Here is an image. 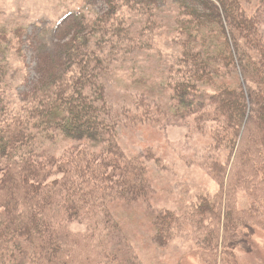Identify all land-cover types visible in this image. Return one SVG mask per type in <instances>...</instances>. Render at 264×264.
Listing matches in <instances>:
<instances>
[{
  "label": "trees",
  "instance_id": "trees-1",
  "mask_svg": "<svg viewBox=\"0 0 264 264\" xmlns=\"http://www.w3.org/2000/svg\"><path fill=\"white\" fill-rule=\"evenodd\" d=\"M104 1L109 4L104 19L87 22L82 16L71 15L54 29L56 42L52 53L39 55L49 63L45 66L37 62V85L20 95V102L27 108L12 114L7 103L0 104V264H94L89 258L93 252L103 258L95 264H120V258L109 250L108 237L102 236L98 225V222L111 224L109 215L96 220L91 227L94 234L88 236L68 228L69 212L80 211L92 202L94 195L88 188L86 193L81 192L82 187L69 191L65 176L73 173L80 177L77 164L67 158L69 154L61 161L53 158L37 163L34 159L36 136L51 138L55 130L68 140L109 147L111 154L121 151L115 143L109 145L110 127L101 119L94 100L83 95L86 88L93 86L101 61L100 57L90 59L89 29L109 23L122 7L131 4L133 8L155 7L163 0ZM245 1L254 5V12L260 13L258 18L247 14L241 0H173L184 19L177 21L181 47L177 64L186 78L175 82L173 100L185 113L193 109L191 115L205 108L207 101L213 110L211 120L224 123L228 132V138L218 130L213 134L217 149L224 151L225 140L227 158L232 156L229 166L216 162L207 169L210 178L218 183L214 203L202 201L190 207L186 218L196 234V242L209 252L208 261L212 264L218 260L220 264H239L235 253L238 230L245 229L251 234V222L264 214V40L259 32L264 0ZM19 32L17 38L22 36V31ZM210 35L220 40L218 49L211 51L205 45L203 49L195 45ZM11 45L6 32L0 29V84L6 79L4 56ZM231 74L238 76L239 82L224 80ZM118 157L124 159L127 168L122 171L118 165H110L120 173L104 175L102 181L109 183L103 184L97 193L105 195V185L122 184L129 189L126 195L132 194L133 200L145 196L144 169L122 151ZM82 164L84 173L88 171L91 175L100 167L88 157ZM51 174L61 175L58 181L49 184L52 190L46 184ZM100 182L93 180L94 184ZM239 190L252 200L251 211L236 210L235 195ZM154 219L155 247L164 245V237L172 235L174 224H178V232L183 226L167 212L156 214ZM131 258L132 264H141Z\"/></svg>",
  "mask_w": 264,
  "mask_h": 264
},
{
  "label": "rangeland",
  "instance_id": "rangeland-1",
  "mask_svg": "<svg viewBox=\"0 0 264 264\" xmlns=\"http://www.w3.org/2000/svg\"><path fill=\"white\" fill-rule=\"evenodd\" d=\"M241 4L245 10L247 8L248 15L259 17L253 4L245 0H241ZM108 6L104 0H0V29L12 43L4 56L7 69L4 70L6 79L0 84V92H3L0 104L7 103L12 114L20 113L22 107L27 108L20 102V95L37 85V62L45 66L49 63L39 55L52 53L56 42L54 29L71 15L82 16L87 22L104 19ZM132 6L122 7L104 26L89 29L90 59L100 57L101 61L93 86L86 88L83 95L94 100L101 119L110 127L109 145L115 143L125 156L144 169L145 196L133 200L132 194L126 195L129 189L122 184L105 185V195L97 193L103 184L109 183L102 181L104 175L120 173L112 167L127 168L124 159L118 157L121 151L111 154L109 147L68 140L55 130L51 138L36 136L34 154L37 157L34 159L37 163L53 158L61 161L69 154L67 158L77 164L80 172V177L73 173L65 176L69 191L82 187L81 192L86 193L88 188L94 195L92 202L80 211L69 212L68 228L73 233L88 236L94 234L91 228L94 222L109 215L111 224L105 226L104 222H98V225L102 236L108 237L109 250L120 258V264H132L131 257L141 264H212L208 261L209 252L196 242V234L186 218L190 207L202 201L214 203L218 183L210 178L207 169L216 162L229 166L232 156L227 158L225 140L222 142L224 151L217 149L213 134L218 130L221 136L228 138V132L224 123L216 124L211 120L213 110L207 101L205 108L191 115L193 109L185 113L173 100L175 82L185 78L184 70H179L177 64L181 54L177 21L184 19L173 0H163L155 7ZM261 12H264L263 6ZM19 31L22 36L17 38ZM259 32L264 40V18ZM219 42L210 35L195 45L202 49L205 45L213 51L218 49ZM224 80L239 82L238 76L232 74ZM85 157L100 166L95 168V174L84 173ZM60 178L61 175L51 174L46 180L49 189L53 188L49 184ZM96 179L101 184H94ZM235 202L238 211L252 209V200L242 190L235 195ZM165 212L183 226L178 232V224H174L172 235L164 237V245L155 247L152 244L156 229L154 218ZM92 216L95 219H91ZM257 219L251 222V234L245 229L238 230L235 253L239 264H264V227H261L264 214L257 215ZM95 229L97 233V225ZM217 254L220 257V247ZM89 258L94 264L103 260L97 252L91 253ZM111 260L112 257L109 263ZM216 264H220L219 260Z\"/></svg>",
  "mask_w": 264,
  "mask_h": 264
}]
</instances>
